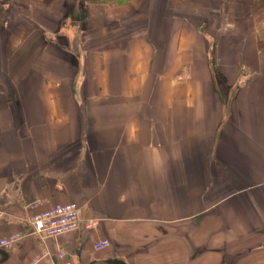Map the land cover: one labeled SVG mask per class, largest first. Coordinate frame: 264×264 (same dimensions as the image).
<instances>
[{
    "label": "crops",
    "instance_id": "crops-1",
    "mask_svg": "<svg viewBox=\"0 0 264 264\" xmlns=\"http://www.w3.org/2000/svg\"><path fill=\"white\" fill-rule=\"evenodd\" d=\"M251 3L0 0V238L58 203L81 218L0 247V264L45 245L72 264H264Z\"/></svg>",
    "mask_w": 264,
    "mask_h": 264
},
{
    "label": "built area",
    "instance_id": "built-area-1",
    "mask_svg": "<svg viewBox=\"0 0 264 264\" xmlns=\"http://www.w3.org/2000/svg\"><path fill=\"white\" fill-rule=\"evenodd\" d=\"M80 221V207L76 201L50 205L32 214L28 219L29 228L26 231H13L2 236L0 247L12 249L28 236H36L42 241L48 238H57L61 234L77 229ZM108 244V240L102 238L95 241L93 246L95 249H101ZM28 264H72V261L62 248L51 249L45 245L40 253L31 258Z\"/></svg>",
    "mask_w": 264,
    "mask_h": 264
},
{
    "label": "rangeland",
    "instance_id": "rangeland-1",
    "mask_svg": "<svg viewBox=\"0 0 264 264\" xmlns=\"http://www.w3.org/2000/svg\"><path fill=\"white\" fill-rule=\"evenodd\" d=\"M143 1H150V0H143ZM187 1H189V2H197V3H203V2H205L206 3V5H209V6H214L215 8H214V10H215V12L216 11H219V9L218 8H216L217 7V5H219V1H223V2H227V1H229V0H185V2H187ZM237 2H243V1H245V0H236ZM249 2H252L253 3V0H248ZM251 3V4H252ZM214 10L212 11V12H214ZM223 11V10H222ZM1 249V248H0ZM4 248L2 247V250H3Z\"/></svg>",
    "mask_w": 264,
    "mask_h": 264
}]
</instances>
